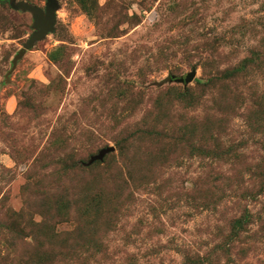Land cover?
Here are the masks:
<instances>
[{
    "label": "rangeland",
    "instance_id": "obj_1",
    "mask_svg": "<svg viewBox=\"0 0 264 264\" xmlns=\"http://www.w3.org/2000/svg\"><path fill=\"white\" fill-rule=\"evenodd\" d=\"M9 2L0 264H264V0Z\"/></svg>",
    "mask_w": 264,
    "mask_h": 264
},
{
    "label": "water",
    "instance_id": "obj_2",
    "mask_svg": "<svg viewBox=\"0 0 264 264\" xmlns=\"http://www.w3.org/2000/svg\"><path fill=\"white\" fill-rule=\"evenodd\" d=\"M9 3L12 9L16 11L31 13L33 19L32 28L34 30L23 48L18 51L17 55L12 60L11 69H13L16 66L17 61H19L28 50L33 48L37 42L43 40L49 33L54 31L57 20L56 12L59 6L58 0H45L44 9L23 1L10 0ZM194 76L195 73H190L186 75L184 79H180L179 82L189 83L194 79ZM7 78L8 75H6V79ZM113 150V147L101 149L97 155L91 157L90 163L102 160L106 154Z\"/></svg>",
    "mask_w": 264,
    "mask_h": 264
},
{
    "label": "trees",
    "instance_id": "obj_3",
    "mask_svg": "<svg viewBox=\"0 0 264 264\" xmlns=\"http://www.w3.org/2000/svg\"><path fill=\"white\" fill-rule=\"evenodd\" d=\"M9 5H10V3H9ZM189 16H192V15H189ZM170 78H173V77L171 76Z\"/></svg>",
    "mask_w": 264,
    "mask_h": 264
}]
</instances>
